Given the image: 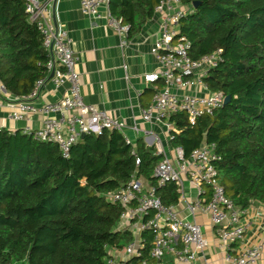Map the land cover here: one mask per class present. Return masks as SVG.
Returning <instances> with one entry per match:
<instances>
[{"label":"trees","instance_id":"trees-1","mask_svg":"<svg viewBox=\"0 0 264 264\" xmlns=\"http://www.w3.org/2000/svg\"><path fill=\"white\" fill-rule=\"evenodd\" d=\"M161 1L110 0L109 9L129 26L131 37ZM180 1L189 7L179 20L189 57L222 51L204 82L230 99L194 124L186 112L173 114L171 144L188 156L202 143H214L225 193L245 210L264 202V0ZM48 59L25 1L0 0L2 86L16 97L28 96L46 75ZM162 158L153 146L128 143L116 130L80 137L64 157L54 142L0 128V264H107V247L123 248L132 233L117 229L122 207L106 193L138 169L164 204L178 203L176 183L159 185L153 175ZM143 236L146 247L134 261L156 264L149 252L152 235Z\"/></svg>","mask_w":264,"mask_h":264},{"label":"built area","instance_id":"built-area-1","mask_svg":"<svg viewBox=\"0 0 264 264\" xmlns=\"http://www.w3.org/2000/svg\"><path fill=\"white\" fill-rule=\"evenodd\" d=\"M24 1L31 21L36 23L43 36L49 59L47 73L36 82L32 93L9 101V118L19 121L43 113L46 117L41 127H26L23 131L37 140L56 143L64 157L70 156L72 146L84 134H98L105 129L121 132L125 140L132 143L125 134L128 127L125 120L83 100L71 40L65 30L56 27L49 6L41 0ZM109 2L82 0L81 7L93 18L101 16V8L106 7L108 25L119 34L128 35L129 26L111 14ZM188 10L189 7L180 0H162L157 5L155 13L161 15V23L151 51L158 67L144 75L147 82L162 81L163 85L156 86L152 103L142 108L141 116L146 122L164 124L169 135L174 128L169 121L173 114L186 112L189 122L194 124L198 117L211 115L221 108L226 97L222 92H211L204 82L209 70L217 66L222 51L217 49L200 59L188 55L190 43L179 29V20ZM50 73H53L51 77ZM48 79L56 86L68 82L69 87L61 100L35 106L32 99L39 95ZM134 128L139 131L136 125ZM143 138L163 157L154 168L157 183L175 182L179 201L185 200L191 215L202 212L210 216L224 248L225 264H264V242L256 245L242 243L246 236L244 215L247 209L237 207L225 193L217 167L221 156L216 152L215 144L204 142L186 156L182 147H173L169 154L161 138L151 130L143 131ZM135 162L137 166L140 164L139 156ZM186 182L195 189L194 199L185 196ZM106 197L122 207L117 229L132 233L131 242L123 248L107 247V264H146V260L134 261L146 247L143 236L146 232L152 235L150 257L159 264H163L167 255L173 257L174 264H196L199 254L209 245L203 226L195 220L185 219L177 204H164L156 187L140 175L138 169L126 184L106 193ZM262 224L264 227V220Z\"/></svg>","mask_w":264,"mask_h":264},{"label":"crops","instance_id":"crops-1","mask_svg":"<svg viewBox=\"0 0 264 264\" xmlns=\"http://www.w3.org/2000/svg\"><path fill=\"white\" fill-rule=\"evenodd\" d=\"M53 11V0H41ZM82 0H57L55 5L56 27L65 30L71 40V46L77 57L76 71L80 81V93L86 103L106 109L117 118L125 120L128 127L125 134L136 145L138 141L149 146L143 131L151 130L162 140L165 150L170 154L174 147L166 127L161 123H150L143 120L142 108L152 103L156 86L163 82L149 83L146 73L155 71L158 61L151 49L158 37L161 15L154 13L142 27L131 37L121 35L110 27L106 21V7L101 8V16L93 18L83 12ZM50 77V76H49ZM0 82V128L24 130L39 128L43 125L45 115L36 113L29 119L15 121L9 118V101L16 96L3 90ZM69 83L60 86L48 79L37 97L32 99L35 106L61 100ZM139 131H136L134 126ZM186 198L194 199L195 189L185 183ZM180 214L189 220L199 222L209 241L208 247L198 256L196 264H225L224 248L210 216L198 212L191 215L185 206V200L177 203ZM247 224L243 244L256 245L264 242V202L253 201L244 215ZM241 243V244H242ZM240 243L236 244V247ZM173 257L167 255L163 264H174ZM264 260V248H263ZM156 264H159L155 260Z\"/></svg>","mask_w":264,"mask_h":264},{"label":"water","instance_id":"water-1","mask_svg":"<svg viewBox=\"0 0 264 264\" xmlns=\"http://www.w3.org/2000/svg\"><path fill=\"white\" fill-rule=\"evenodd\" d=\"M56 2H57V0H53V11H52V15H53V21H54L55 24H56V17H55V5H56ZM194 5L196 6L197 5V2H194ZM52 75H53V73H50V77ZM4 90H6V89H4ZM229 99H230V96H226L225 97V103H227L229 101ZM83 136H85V134Z\"/></svg>","mask_w":264,"mask_h":264}]
</instances>
